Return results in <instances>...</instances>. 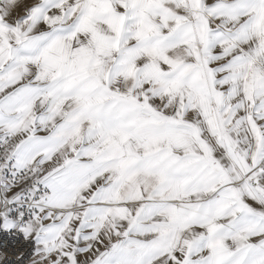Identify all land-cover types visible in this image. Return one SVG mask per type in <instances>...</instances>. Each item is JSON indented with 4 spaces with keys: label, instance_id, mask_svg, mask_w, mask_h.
Segmentation results:
<instances>
[{
    "label": "snow or ice",
    "instance_id": "1",
    "mask_svg": "<svg viewBox=\"0 0 264 264\" xmlns=\"http://www.w3.org/2000/svg\"><path fill=\"white\" fill-rule=\"evenodd\" d=\"M0 264H264V0H0Z\"/></svg>",
    "mask_w": 264,
    "mask_h": 264
}]
</instances>
